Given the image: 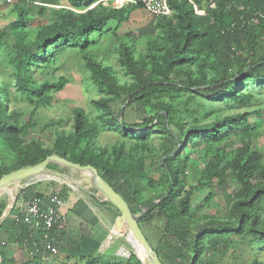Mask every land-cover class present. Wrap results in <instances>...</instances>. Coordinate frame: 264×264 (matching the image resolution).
<instances>
[{"label": "rangeland", "instance_id": "obj_1", "mask_svg": "<svg viewBox=\"0 0 264 264\" xmlns=\"http://www.w3.org/2000/svg\"><path fill=\"white\" fill-rule=\"evenodd\" d=\"M39 3V0H0V33L4 35L0 42V80L8 93L7 97L0 93V99L2 101L6 99V111L20 125L26 123L33 115V127L23 132L17 147L11 148L3 139V134L0 135V177L23 167L24 157L33 153L32 150L37 145L47 151V155H58V150L66 145L65 138L76 133L77 118L81 121L82 131L85 133L78 152L87 149L95 154L101 153L103 160L109 164H113L115 158L132 163L134 166L143 163V173L146 178L142 182V202L150 203L151 206L160 201L159 196L163 195L170 186L162 167L166 146L169 141L172 145L173 136L183 138L189 127L210 126L226 116L246 113L248 121L254 126L252 146L259 148L264 154V87L260 88L253 81L244 83L242 90L243 93L250 94L247 104L230 100L208 101L190 91L156 92L149 95L139 90L135 79L121 63L122 51L123 48H128L135 60L147 65V71L153 69L155 62L162 63L164 49L168 47V42L161 27L160 16L115 0H96L86 9H77L66 0L60 1L57 5H47L45 10L31 7ZM98 4L104 7L101 12L109 19L110 24L107 28L110 27V30L102 35L93 34V44L85 50L67 47L56 54L53 61L38 62L37 65L30 67L27 77L32 84H56L61 78L65 79L61 91L47 92L50 97L48 101L42 102L39 97L30 95L25 86L20 84L14 68L13 46L17 37L21 34L20 40L23 43L33 44L45 31H54L67 22L80 21L87 15V10ZM215 6L212 0H200V6H196L198 12L195 11V14L205 16L210 9H215ZM230 6L231 4H228L226 10ZM243 8L242 3L237 4L238 10ZM112 9H122L123 12L116 13ZM247 10L253 11L251 6H248ZM259 16L263 18V21L258 19ZM20 18L23 24L18 25L17 20ZM167 19L173 24L174 31L179 36L180 22L173 18L172 11ZM242 24L247 25L246 31L249 35L259 34L261 27L264 28V11L261 14L252 13ZM249 35L244 36L241 41L242 47L238 48L236 56L232 57L229 74H235L243 68L241 60L247 58L251 52ZM256 49L259 54L264 53V33L258 35ZM85 55L92 57L96 63L109 71L115 79L116 91L101 90L93 78ZM188 69L194 77L204 71L209 79L217 77L223 70L215 57H202L198 62L189 65ZM154 76L163 78L162 74ZM168 78L178 82L185 79V74L173 73L169 74ZM134 93L136 96L132 101L131 97ZM161 105H169L170 111L166 112L164 119L154 120L151 124L152 135L146 141H141L134 136H126L120 128L115 126L111 128L109 125L113 120L122 121L127 125L141 123L149 117L162 114L159 108ZM122 109H124L123 112ZM259 110H262V113L256 114ZM162 122L168 124L170 133L162 128L160 124ZM237 136L232 135V138L224 143L227 148L237 147ZM71 144H68L66 149ZM187 153L188 150H185L183 154ZM190 156L191 163L187 169V180H185L182 196L188 191L191 195L189 213L185 216L191 235L194 236L208 227L207 223L212 218H220L233 224L236 218L233 215L235 204L232 192L238 187L233 180H230L226 185L213 189L215 194L211 201L203 202L210 189H191L197 185L202 161L197 154H190ZM43 174L48 178L24 179L8 186V190H11L16 198L13 208L17 201H21L27 195L28 189L58 188L74 192L91 187L98 191L93 186L89 173L57 162L49 163ZM8 193L9 191L0 192L2 214L11 203ZM199 204L203 205L197 211ZM147 208L149 209V205H145L136 214L145 211L144 216ZM257 211L263 217L264 202H258ZM204 241L205 246L199 259L205 264H250L253 261L264 264V239L256 240L248 234L239 235L231 232L216 248L208 249L206 240ZM134 252L140 255L135 247ZM25 261L19 257L14 262L22 264Z\"/></svg>", "mask_w": 264, "mask_h": 264}, {"label": "trees", "instance_id": "obj_2", "mask_svg": "<svg viewBox=\"0 0 264 264\" xmlns=\"http://www.w3.org/2000/svg\"><path fill=\"white\" fill-rule=\"evenodd\" d=\"M60 1L64 0H39V5H31V7L35 6L40 10H45L47 5H57ZM66 1L77 9L89 8L96 2V0ZM192 2L194 5L200 6V0H192ZM238 3L244 5L242 10L237 9ZM168 4L173 18L180 22L181 31L178 36L167 16H160L162 18L161 27L168 42V47L164 49L162 57L163 64L157 61L153 69L147 71L145 63L135 60L129 49L123 48L121 63L135 79L139 90L149 95L156 92L190 91L208 101L230 100L239 104L249 103L250 94L242 91L244 83L253 81L260 88L264 87V53L259 54L256 49L258 35L264 33V28L261 27L259 34L249 35L246 31L247 25L242 22L254 12L261 14L264 11V0H215V9H210L205 16L196 15L194 6L189 0H168ZM228 4L231 6L226 10ZM132 6L143 8L141 5ZM248 6L252 7V12L247 10ZM103 10L104 7L98 4L87 10V15L83 16L80 21L67 22L54 31H45L41 38L33 44L23 43L20 40L21 34L17 37L13 46L14 68L20 84L25 86L30 95L39 97L44 102L50 98L47 92L50 90L59 92L63 89L64 78H61L56 84H32L27 77L29 68L37 65L38 62L53 61L56 54L67 47H76L81 50L89 48L93 44V34L102 35L110 30V27L107 28L110 21L102 14ZM112 11L123 12L122 9H112ZM258 19L263 21L260 16ZM17 24H23L21 18L17 20ZM117 25L119 26V20ZM246 35L250 36L251 52L247 58L241 57L243 68L235 74H229L228 69L232 57L234 58L238 48L242 47L241 41ZM3 37L4 35L0 33V42ZM202 57L217 58L223 68L221 74L211 79L206 76L204 71L199 76H192L188 69L189 65L198 62ZM85 59L101 90L116 91L115 79L109 71L96 63L92 57L85 55ZM173 73L176 75L185 74V79L178 82L172 81L168 75ZM157 74H162L163 78L159 79L154 76ZM0 93L5 97L8 95L1 80ZM135 96L134 93L131 97L132 101ZM5 100L0 99V135L3 134L5 142L11 148H15L20 142L23 132L33 127V115L26 123L20 125L6 111L7 101ZM159 108L163 112L162 114L149 117L141 123L127 125L122 121L113 120L109 125L111 128L114 126L120 128L126 136H134L141 141H146L152 135L151 124L154 120L156 118L164 119L166 112L170 111L169 105H161ZM123 111L124 109H122ZM261 113L262 110L256 112V114ZM160 124L165 132L170 133L168 124L164 122ZM75 129L74 135L65 138L66 145L58 150V156L81 165H92L97 168L99 174L128 202L134 213L140 211L145 205H149V209L141 218L140 223L146 222L154 216L166 217V228L160 238V247L165 252V258L161 257L163 264H205L199 259L203 246H205L204 240H206L207 249L216 248L231 232L239 235L248 234L256 240L264 239V215L262 217L257 211L258 202H264V154L259 148L252 146L254 126L252 122L248 121L246 113L226 116L210 126L189 127L183 138L173 136L172 145L169 141L162 159V167L170 186L163 195L159 196L160 201L153 206L150 203L142 202V182L146 178L143 173V163L134 166L132 163L115 158L114 163L109 164L103 160L101 153L95 154L87 149L78 152L82 137L85 135L82 131V123L78 118ZM232 135H239L237 136L238 145L234 149H229L224 143L232 138ZM74 136H76L75 139H73ZM68 144L71 146L66 149ZM185 150H188L186 155L183 154ZM32 151L34 152L24 157L23 167L33 166L49 156L47 151L38 145ZM190 154H197L202 161L197 185L191 189H210L203 202L211 201L215 194L213 189L226 185L230 180H233L238 187L236 191L232 192L235 204L233 215L236 218V222L233 224L220 218H212L207 223L208 227L194 236L191 235L188 228L189 223L185 219L189 213L191 195L188 191L182 196L185 180H187V169L191 163ZM64 190L58 193L61 197L65 193ZM35 191L38 190L28 189L27 195H24L26 197H41L39 192ZM52 193L54 194L55 191L53 190ZM202 205L199 204L196 210L202 208ZM2 212L3 209L0 210V216ZM23 226L28 228L27 225L21 223L20 227L23 231ZM0 264L16 263L0 251ZM22 264L31 263L25 261ZM250 264L263 263L253 261Z\"/></svg>", "mask_w": 264, "mask_h": 264}, {"label": "crops", "instance_id": "obj_3", "mask_svg": "<svg viewBox=\"0 0 264 264\" xmlns=\"http://www.w3.org/2000/svg\"><path fill=\"white\" fill-rule=\"evenodd\" d=\"M62 190L54 188L35 192H39L44 204L49 205L51 198ZM64 191L60 212L67 224L57 237V249H48L42 234H34L26 226H23L24 231L21 229L19 218L24 210V196L0 222V251L6 257L16 261L20 257L31 264L141 263L134 252L130 231L119 222L120 212L112 203L91 187ZM166 224L164 216H154L140 223L144 236L161 261L165 252L160 247V238Z\"/></svg>", "mask_w": 264, "mask_h": 264}, {"label": "water", "instance_id": "obj_4", "mask_svg": "<svg viewBox=\"0 0 264 264\" xmlns=\"http://www.w3.org/2000/svg\"><path fill=\"white\" fill-rule=\"evenodd\" d=\"M51 162H57L67 167L78 169L80 171L89 173L93 176V186L105 196L106 200L112 203L120 212L119 222L125 224L131 234L132 242L135 249L139 251L138 255L140 261L143 264H163L156 251L151 247L146 237L144 236L140 228V220L145 211L140 214L133 212L128 202L120 195L98 172V169L92 165H81L79 163L70 161L66 158L58 155H49L39 163L22 167L11 171L0 177V192L7 191L8 186L14 182H18L24 179H33L38 177H46L43 173L46 171L47 166ZM92 181V180H91ZM16 198L12 195L10 206L2 215L0 222L8 215L12 210ZM148 209V208H147ZM133 247V248H134ZM143 256V257H142Z\"/></svg>", "mask_w": 264, "mask_h": 264}, {"label": "built area", "instance_id": "obj_5", "mask_svg": "<svg viewBox=\"0 0 264 264\" xmlns=\"http://www.w3.org/2000/svg\"><path fill=\"white\" fill-rule=\"evenodd\" d=\"M124 5H141L150 14L155 16H169L171 9L168 0H115ZM198 12L196 5L189 0ZM213 5L215 0H212ZM64 203L63 197L55 195L51 198L49 205H45L42 197H25L23 201V212L19 221L28 226L34 234H42L48 249H57V237L63 233L67 221L60 212V206Z\"/></svg>", "mask_w": 264, "mask_h": 264}, {"label": "bare ground", "instance_id": "obj_6", "mask_svg": "<svg viewBox=\"0 0 264 264\" xmlns=\"http://www.w3.org/2000/svg\"><path fill=\"white\" fill-rule=\"evenodd\" d=\"M43 178V177H42ZM44 179H46V177L44 178ZM89 180H90V178H89ZM91 180H92V182H93V176L91 175ZM17 183V182H16ZM20 185V184H19ZM7 191H9V193L8 194H10V197H11V200H12V195H14L13 193H12V191L11 190H8L7 189ZM6 192V191H5Z\"/></svg>", "mask_w": 264, "mask_h": 264}]
</instances>
